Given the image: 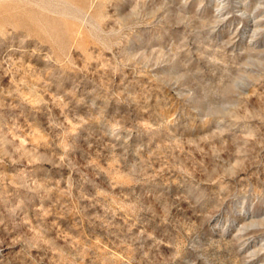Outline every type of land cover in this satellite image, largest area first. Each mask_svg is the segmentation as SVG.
Segmentation results:
<instances>
[{"label":"rangeland","instance_id":"obj_1","mask_svg":"<svg viewBox=\"0 0 264 264\" xmlns=\"http://www.w3.org/2000/svg\"><path fill=\"white\" fill-rule=\"evenodd\" d=\"M0 264H264V0H0Z\"/></svg>","mask_w":264,"mask_h":264}]
</instances>
